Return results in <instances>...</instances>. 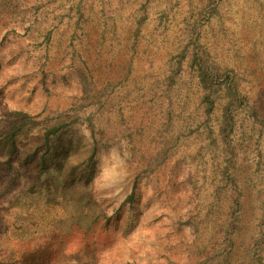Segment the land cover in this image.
<instances>
[{"label":"rangeland","instance_id":"obj_1","mask_svg":"<svg viewBox=\"0 0 264 264\" xmlns=\"http://www.w3.org/2000/svg\"><path fill=\"white\" fill-rule=\"evenodd\" d=\"M193 52L245 98L232 231L227 98L205 121ZM13 111L40 124L0 165V264H264V0H0V136ZM122 140L121 190L97 191V153Z\"/></svg>","mask_w":264,"mask_h":264},{"label":"trees","instance_id":"obj_2","mask_svg":"<svg viewBox=\"0 0 264 264\" xmlns=\"http://www.w3.org/2000/svg\"><path fill=\"white\" fill-rule=\"evenodd\" d=\"M191 67L193 68L198 84L203 91V96L201 98L202 104V116L205 121L210 119V116L214 110L213 93L217 90H221L224 96L227 98V102L222 109L221 119L218 128V138L221 146L226 153L225 156L228 158L225 161V166L223 167L220 175L221 180L224 185L234 194V198L231 201V211H230V223L229 229L233 230V221L238 218L239 212V199L241 193L235 183L234 177L229 172V164L232 162L234 157L233 147L231 146L230 136L233 131V115L232 107L236 104L243 105L245 98L242 97L236 87V83L233 77V71H220L211 67L197 52H193L191 55ZM180 67V61L175 64V69L171 73L175 75ZM15 115H18L16 123L9 127L0 136V165L5 167H10L11 160L13 159L15 153L17 152V144L15 141L16 134L24 128H33L40 124V122L34 120L32 116L23 111H13ZM64 124L51 125L44 128L43 132V145L47 149L49 147L50 138L55 136L62 128ZM40 165L44 166L43 157L40 159ZM264 165V159H263ZM259 264L261 263V258L258 259Z\"/></svg>","mask_w":264,"mask_h":264},{"label":"clouds","instance_id":"obj_3","mask_svg":"<svg viewBox=\"0 0 264 264\" xmlns=\"http://www.w3.org/2000/svg\"><path fill=\"white\" fill-rule=\"evenodd\" d=\"M127 151V142L120 141L119 145L110 146L106 151L97 153V174L93 184L97 191L115 189L119 192V185L127 176V161L130 158ZM186 235H191V229L185 228Z\"/></svg>","mask_w":264,"mask_h":264}]
</instances>
